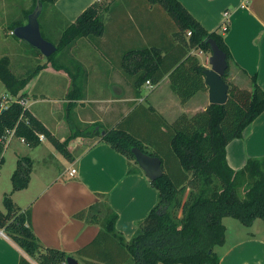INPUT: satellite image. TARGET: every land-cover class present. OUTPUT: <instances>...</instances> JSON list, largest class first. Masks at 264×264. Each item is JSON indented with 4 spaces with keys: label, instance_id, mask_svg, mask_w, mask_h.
Returning <instances> with one entry per match:
<instances>
[{
    "label": "crops",
    "instance_id": "crops-1",
    "mask_svg": "<svg viewBox=\"0 0 264 264\" xmlns=\"http://www.w3.org/2000/svg\"><path fill=\"white\" fill-rule=\"evenodd\" d=\"M95 1L58 0L56 8L62 15L59 18L65 25L74 22ZM179 1L209 32L222 29L227 14L228 30L221 34L233 57L230 80L242 89L251 90L252 78L256 77L264 90V0ZM132 8L136 19L128 11L110 12L105 15L103 36L75 43L69 58L74 61L71 71L77 87L73 88L67 71L56 70L47 59H42L39 66L45 67L23 90L29 111L61 143L68 141L67 150L72 156L68 159L56 148L62 154L59 158L48 150L38 171V197L27 203L32 208L33 231L43 246L64 251L79 264L96 262L77 255L101 231L99 224L89 221L93 214L103 218L109 206L118 214L116 229L130 241L140 222L158 203V191L151 180L144 173H129L127 157L105 143L103 136L121 127L144 141L145 149L152 154L167 143L164 123L172 125L182 114L192 117L210 105L209 89L183 103L172 90L169 74L153 84L152 89L147 82L137 86L143 71L126 70L127 52L156 46L162 49L163 56L171 52L176 59L181 48L173 49L178 43L170 31L161 28L174 27L166 12L145 6L143 0ZM136 20L145 30L138 28ZM191 53L198 56L206 69L210 68V56L195 49ZM135 63L136 60L133 66ZM261 157H264V112L246 128L241 139L226 147L227 162L236 171L248 159ZM71 169L77 171L74 177L69 175ZM82 211H88V217L76 218ZM232 225L236 231H242L237 224ZM255 226L256 221L250 232L234 239H229L226 226L225 245L217 249L220 264H264V229L259 226L254 231ZM22 257L30 259L0 230V264H19Z\"/></svg>",
    "mask_w": 264,
    "mask_h": 264
},
{
    "label": "trees",
    "instance_id": "trees-1",
    "mask_svg": "<svg viewBox=\"0 0 264 264\" xmlns=\"http://www.w3.org/2000/svg\"><path fill=\"white\" fill-rule=\"evenodd\" d=\"M33 1L36 6L37 0ZM39 1L42 5L41 32L50 41L42 30L41 19L47 13L51 18L62 17L56 8L58 0ZM115 1L97 0L76 21L66 25L61 22L63 31L55 45L57 50L51 56L45 57L40 50L28 45L54 69L67 71L72 77L73 88L77 87V79L71 71L74 64L69 58L71 49L80 39H94L105 34V15L111 12ZM144 5L156 6L171 18L174 22L172 38L178 43L173 49L180 47L181 54L176 59L171 52L163 56L162 49L156 46L127 52L124 56L126 70L143 71L138 76L137 86L147 81L157 84L169 74L172 90L183 103L200 91H207L203 73L206 68L191 51L212 54L208 40L213 39L227 55L229 67L224 79L229 85L228 101L224 105L210 104L205 111L192 117L182 114L172 125L164 123L167 143L152 154L145 149L144 141L121 127L103 136L105 143L127 157L129 173H144L132 153L135 147L162 160V177L151 181L158 191V203L140 222L130 241L116 229L118 214L109 206L103 218L93 214L89 221L99 224L101 231L77 255L98 264H220L217 249L226 242L225 217L237 219L245 227H252L257 219L264 221V157L248 159L238 171L229 166L226 158L227 145L241 139L246 128L264 112V90L256 77L252 78L251 90L242 89L230 80L233 57L223 35L218 31L209 32L179 0H145ZM23 24L15 21L11 31ZM189 32L191 35L187 36ZM44 67L38 66L18 77L12 71L9 59L0 60V80L5 83L10 96L6 108H2L4 98H0V165L11 131L32 147L41 143L39 135L44 134L66 158L72 159L67 150L68 141L61 143L52 136L21 103L27 99L23 90ZM32 171L30 157L18 160L12 175L14 192L28 187ZM4 206L6 212L0 211V230H4L26 256L36 259L39 264H67L69 254L43 246L35 235L31 206L19 207L10 194L5 195ZM87 217L88 211L76 214L78 219ZM19 264L32 263L22 257Z\"/></svg>",
    "mask_w": 264,
    "mask_h": 264
},
{
    "label": "rangeland",
    "instance_id": "rangeland-1",
    "mask_svg": "<svg viewBox=\"0 0 264 264\" xmlns=\"http://www.w3.org/2000/svg\"><path fill=\"white\" fill-rule=\"evenodd\" d=\"M144 1L145 0H143V3ZM138 2H142V0H117L113 3L111 12L123 13L128 11V13L136 19L135 8H132V6L134 7ZM35 8L36 6H34L33 0H0V60L4 58L9 59L11 69L18 77H21L25 73L32 72L39 66L40 61L45 59L40 53L30 47L28 43L14 37L11 31V25H13L15 21H22L24 23L23 25L27 24L28 17ZM29 12L30 14L27 17L26 15ZM50 15V13L45 14V16L43 14L41 19L42 30L46 37L56 45L63 31V27H60L62 21L60 18L56 19L54 16V18H51ZM50 18L52 20H50ZM225 18L227 19V17L225 16L223 18L224 23L222 24V29L218 30L220 34L223 33V27L227 22H225ZM136 25L139 29H142V31L145 30L142 24H139L137 20ZM161 28L166 32L170 31L171 36H173L174 28L172 25H164ZM206 56H211V54L206 53ZM9 97L5 83L0 80V98H4L5 101V98ZM46 140H48V138L45 136L44 144L38 145V149L26 144L18 137H13L8 140L3 154V163L0 165V211L6 212L4 206V197L6 194H10L12 199L15 197V200L18 201L19 204L15 200L14 201L18 206L21 205L22 208L27 207V203H30V201L38 197V171L46 160L48 150L57 154L59 158H62V154L56 147L50 141ZM40 141L41 143L43 142V140ZM22 157H30L32 159L34 165V173L32 174L33 179L28 188L14 192L12 175L17 168L18 160ZM187 196L188 194H186L185 197ZM181 216L180 214V217ZM224 224H226L229 229V239L243 236L251 231L250 227H245L239 220L232 217H225ZM232 224H237L242 231H236ZM259 226L264 229V221L262 219L256 220V226L253 230L258 231ZM29 260H35L37 262L36 259L31 257Z\"/></svg>",
    "mask_w": 264,
    "mask_h": 264
},
{
    "label": "water",
    "instance_id": "water-1",
    "mask_svg": "<svg viewBox=\"0 0 264 264\" xmlns=\"http://www.w3.org/2000/svg\"><path fill=\"white\" fill-rule=\"evenodd\" d=\"M42 12V5L37 0L35 10L29 15L28 23L18 26L14 29L13 34L20 40L28 43L32 47L41 51L45 57L51 56L56 52L57 47L50 41L46 40L41 32L39 17ZM212 54L209 58L210 68L204 70L205 82L209 89L210 104L224 105L228 101L229 85L224 76L228 70L229 64L226 53L221 50L215 40L209 39ZM138 166L144 172L145 176L155 181L162 177L163 167L162 160L157 156H152L143 152L140 148H133ZM67 264H79L78 261L70 256Z\"/></svg>",
    "mask_w": 264,
    "mask_h": 264
},
{
    "label": "built area",
    "instance_id": "built-area-1",
    "mask_svg": "<svg viewBox=\"0 0 264 264\" xmlns=\"http://www.w3.org/2000/svg\"><path fill=\"white\" fill-rule=\"evenodd\" d=\"M226 17H227V14H226ZM227 30H228V22H226V25H224L223 32H226ZM188 35L190 36L191 33L189 32ZM147 85H148V87L150 89H152L154 87V85L150 81H147ZM5 99L6 100L3 102V104H1L2 108H6V106H7V99L8 98H5ZM21 103H22L23 106H25L26 108H28V101H27V99L26 100H22ZM13 137H15V132L14 131L9 132V138H8V140L11 139V138H13ZM39 139L44 141L45 140V136L43 134H40L39 135ZM76 173H77L76 169H71L69 175L71 177H74ZM30 262L32 264H39V262L38 261L36 262L35 260L34 261L31 260Z\"/></svg>",
    "mask_w": 264,
    "mask_h": 264
}]
</instances>
